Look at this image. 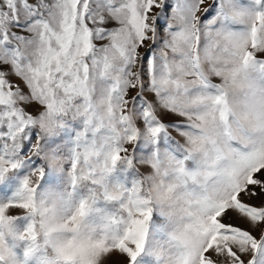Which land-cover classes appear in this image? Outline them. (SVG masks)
Masks as SVG:
<instances>
[{
  "label": "snow or ice",
  "instance_id": "6c2138e0",
  "mask_svg": "<svg viewBox=\"0 0 264 264\" xmlns=\"http://www.w3.org/2000/svg\"><path fill=\"white\" fill-rule=\"evenodd\" d=\"M21 169L0 264H264V0H0V185Z\"/></svg>",
  "mask_w": 264,
  "mask_h": 264
},
{
  "label": "rangeland",
  "instance_id": "374dc122",
  "mask_svg": "<svg viewBox=\"0 0 264 264\" xmlns=\"http://www.w3.org/2000/svg\"><path fill=\"white\" fill-rule=\"evenodd\" d=\"M166 119L176 120L179 118L171 116L166 117ZM68 125L69 127L60 130L57 133L58 136L54 137V139L68 145V147L70 148L74 144V137L76 135L77 130L82 127V123L80 121H72L71 118H69ZM173 135H175V133H173ZM26 171L27 169H21L18 177L11 178L9 183L0 185V187L10 189L9 195H11L12 192H15V190L19 187L21 183L19 177H22L26 173ZM141 171H147V169L141 168ZM57 175H64V173L59 170V165H57L56 167H50L48 169L46 180L50 181L53 176ZM134 175V172L129 171L126 165L123 162H120L116 165L114 170L106 176L105 184L107 185L109 190L130 187L132 180L134 179ZM69 185L70 181L65 175L62 180H57L54 186H45V188L42 189V195L48 199V203L50 205H55L57 209H60L63 203L62 198H66L68 192L70 191ZM103 191L104 189L102 187L97 189L96 195L99 200V204L97 206L100 208H106L109 211L115 210V208L117 207L116 202H106L103 197ZM84 192H86V188L81 185L77 195L74 197V200L78 202L80 195L84 194ZM156 216L159 217V213H156ZM93 219H95V216H93ZM160 221H162V218H159V220L154 222V229L156 223H159ZM234 223H238L241 224L243 227H247L246 224H243L239 220H234ZM147 259H149V264H151V259L148 257H141L138 264H144Z\"/></svg>",
  "mask_w": 264,
  "mask_h": 264
},
{
  "label": "clouds",
  "instance_id": "9594fccd",
  "mask_svg": "<svg viewBox=\"0 0 264 264\" xmlns=\"http://www.w3.org/2000/svg\"><path fill=\"white\" fill-rule=\"evenodd\" d=\"M154 195H155V193H154Z\"/></svg>",
  "mask_w": 264,
  "mask_h": 264
}]
</instances>
